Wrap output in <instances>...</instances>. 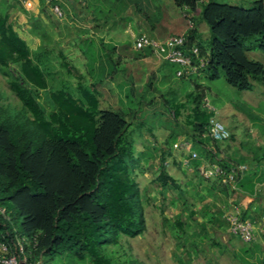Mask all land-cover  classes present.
Masks as SVG:
<instances>
[{
	"label": "trees",
	"instance_id": "16d2710c",
	"mask_svg": "<svg viewBox=\"0 0 264 264\" xmlns=\"http://www.w3.org/2000/svg\"><path fill=\"white\" fill-rule=\"evenodd\" d=\"M74 1L73 17L89 25L84 35L79 30L68 35V43L86 60V72L78 76L75 92L65 83L53 84L55 61L67 75H74V65L59 38L64 35L56 31V25L54 27L52 8L55 5L61 8L60 0H39L40 14L29 18L31 32L20 31L11 21L10 8L16 4L14 1L0 3V72L7 77L10 90L21 104L20 109L11 110L3 103L0 90V207L7 215V218L0 215V242L9 244L25 238L26 253L20 258H26V264H37V261L55 264L57 254H74L84 264H145L125 251L107 249L112 246L122 249L124 237L134 238L147 231V198L136 170L144 172L143 161L152 155L148 151L135 152L131 129L138 108L132 100L125 104L113 86L119 69L112 67L106 73L99 66L100 72L95 70L97 61L112 60L118 47L110 46L103 38L98 42L91 34L99 24H108L114 11L120 14L124 9L125 12L127 6L141 0H128L129 3L124 0ZM174 2L187 8L195 23V27L189 29V19L185 16V31L175 35L186 34L185 51L192 53V48L198 47L200 57L207 62L199 74L180 77L190 80V91L187 101L174 108L177 120L189 105L190 129L185 134L198 153V158L192 162L193 173L199 177L198 184L194 185L192 180L187 184L194 185L200 201L191 204L193 208L186 217L205 231L207 227L226 228L229 224L223 217L224 208L209 196L220 193L227 202L241 190L253 195L257 183L264 182V171L260 169L264 156L259 155V145L248 149L252 156L247 168L237 174L238 191L223 181V176L241 166L236 154L225 155L235 134L231 132L230 139L223 142L211 137L208 121L213 114L205 106L209 87L199 77L205 74L209 79H216L222 70L226 81L241 90L253 89V80L264 81L263 63L248 57L251 46L244 42L258 37L256 47L264 52V1H255L254 7L249 9L216 0ZM199 4H202V18L210 28L207 45L200 41L196 27L194 13ZM137 51L141 59L146 52L151 58H157L149 50ZM122 60L123 56L119 55L114 65ZM156 80L155 70L144 79L131 76L127 96L134 98L138 88L144 85L140 102L147 101L145 91L153 90ZM101 99L107 103V108H101ZM155 130L151 127L149 131L154 137ZM179 133L172 131L163 146L153 147L156 155L152 157L158 159L155 181L164 189H175L185 197L187 190L165 165L170 158L178 164L173 145L180 139ZM204 163L218 165L226 175L204 177L199 169ZM149 167L155 168L153 164ZM200 185H205L206 194L200 192ZM261 193L264 201V191ZM257 209L259 215L253 216L245 209L242 218L258 223L264 208L258 206ZM191 225L177 218L174 226L178 237L183 239ZM231 235L241 242L240 245L233 243V249L238 245L252 253L264 250L260 236L245 242ZM243 263L250 264L246 260ZM260 264H264V260Z\"/></svg>",
	"mask_w": 264,
	"mask_h": 264
},
{
	"label": "rangeland",
	"instance_id": "374dc122",
	"mask_svg": "<svg viewBox=\"0 0 264 264\" xmlns=\"http://www.w3.org/2000/svg\"><path fill=\"white\" fill-rule=\"evenodd\" d=\"M2 1L0 0V3ZM4 1L15 2V0ZM216 1L249 9L254 7L255 1L260 0ZM75 2L74 0H60L62 16L52 10L54 22L56 23L54 27L56 25V31L63 33L64 36L59 38L63 42L62 45L66 53H68L70 63L74 65V75L69 76L59 68L55 61L53 84L59 86L65 83L74 92L79 80L78 76L86 72V60L77 48L68 43L70 39L68 35L75 30H79L84 35L89 30L86 26L82 27L83 25L81 24L83 23L81 20H78L75 16L73 17ZM124 2L129 3L128 0H124ZM15 3L10 8L11 21L16 23L20 31L31 32L29 18L35 14V9L27 8L23 0ZM181 8L183 7L176 5L174 0H141L138 4L134 2L132 5L127 6L125 12H123L124 9H121L120 14L114 11L110 20L111 24H106V29L101 31L105 42L110 46H117L118 50L112 55V60L105 58L98 60L95 70L98 71L101 67L108 73L112 67L119 69L113 86L120 94L119 97L123 98L125 104L132 100L138 108L137 113L132 118L133 126L131 129L133 131L132 137L135 141L136 153L148 151L152 156L156 155L153 147L159 148L163 146V142L172 131L180 132V137L185 135L187 131L186 128L184 129L186 126V113L185 115L182 114L178 119L179 125L171 113L175 108L174 103H177L181 97L179 92L182 94L181 98H184L183 95H187L190 91V80L178 77L176 75V66L163 60L158 62L150 60L151 55L148 52L145 55L150 58L149 60L139 58V52L134 49L131 36L125 29L131 25L130 27L136 33H139V26L145 35L159 39L161 37L159 32L166 31V33H170L169 26L172 20L182 24L187 21L186 14H182ZM197 10L196 19L200 27H202L200 41L207 45L210 40V28L202 18V4H199ZM73 27L75 28L72 31ZM96 33L97 31L93 33L94 39L99 42V38L95 37ZM257 38L251 37L244 41L247 46H251L247 54L249 58L258 60L264 65V52L256 47L255 39ZM119 55L123 56V60L115 66L114 63L118 62ZM155 69L159 71V78L156 80L153 90L145 91L147 101L142 99L140 102L144 93V88H142L144 85L138 88V93L134 98L127 96L129 94L131 76L137 75L139 78L144 79L145 76ZM205 76V74L201 75L199 80L209 87L207 96L217 109L218 118L227 125L230 131L232 130L236 134L238 142L235 144L231 142V147L229 148L231 155H235L233 149L239 150L240 142H244L246 146L260 145L259 147L263 148L264 142L261 145V141L262 138L264 140V81L253 80V89L241 90L226 81L222 70H220V76L216 79H209ZM139 85H141L140 82ZM0 90L3 94V103L6 106L13 111L21 108L20 101L9 88L7 77L1 72ZM178 90L179 92H177ZM166 100L169 102L167 103ZM150 101L154 102L150 104ZM101 102V108H107V103L102 99ZM141 123H144V125ZM151 127L156 129L155 137L149 133ZM244 152L246 151L244 150ZM248 153H250L249 150ZM180 155V151H175L176 160H179ZM152 156H147L143 161L144 172L139 169L136 170V176L147 198V203L145 204L147 231L134 238L124 237L122 249L112 246L107 248L108 251L117 250L118 253L125 251L127 252L126 254L140 259L145 264H244V260L250 264H260L264 260V250L261 253L257 251L252 253L246 251V247L238 246L241 243L240 240L237 238L233 239L234 237H232L228 227L221 229L218 227H216L217 229L207 227L205 231L202 226H194L195 221L188 220L186 215L193 208L191 204L200 201L196 189L193 187L198 184L199 177H195L193 169L189 170L181 167L173 163L172 159H169L167 165L169 173L182 184L183 189H186L188 193L185 197H182L175 189H164L155 181L158 175V169L156 168L158 159ZM238 157H241L238 158V161L247 164L243 155ZM150 164L155 166L153 170L150 169ZM190 180L193 181L194 185L187 184ZM241 191L239 193H242ZM200 192L207 193L205 185L200 187ZM209 197L222 208L229 206V201L232 202V200L237 199L234 197L226 202L220 193ZM177 218H181L185 224L190 223L193 225L189 228L187 227L186 236L183 239L178 237V231L174 226ZM260 238V244L264 249V238ZM233 243L238 244L236 249H233ZM179 258L182 259V262ZM54 263L84 264V262L78 261L74 254H57ZM86 264L91 263L87 262Z\"/></svg>",
	"mask_w": 264,
	"mask_h": 264
},
{
	"label": "built area",
	"instance_id": "2783aa9c",
	"mask_svg": "<svg viewBox=\"0 0 264 264\" xmlns=\"http://www.w3.org/2000/svg\"><path fill=\"white\" fill-rule=\"evenodd\" d=\"M51 2L53 0H46ZM25 6L32 9L34 6L33 0H24ZM52 10L62 16V11L59 5H55ZM189 19V29L195 27L194 21L191 19V14L185 15ZM186 34L171 35L166 39H156L147 35L139 36L134 39L133 47L137 50H150L159 60L166 61L177 66L176 75L192 76L199 74L202 68L205 67L206 61L200 57L198 47L192 48V53L185 51ZM206 108L213 114L208 121V129L210 135L216 141H226L231 137V131L224 122L217 117V109L213 106L208 98L205 100ZM175 148L190 152V157H183L181 163L185 167H189L191 161L198 157L196 151L192 149V143L189 140H184L175 144ZM245 170V166L234 167L227 175L218 165L205 163L200 167L201 174L206 178H211L215 174H223V181L231 186L235 191H238L237 174ZM0 215L7 218L6 210L0 207ZM224 219L228 222V230L231 234L239 236L245 242H252L264 233V223L259 221L254 222L250 219L242 218V207L237 201H232L229 206L224 208ZM25 238L11 241L9 244L0 242V264H26V258H20L26 253ZM37 261V264H40Z\"/></svg>",
	"mask_w": 264,
	"mask_h": 264
},
{
	"label": "crops",
	"instance_id": "0c3cea01",
	"mask_svg": "<svg viewBox=\"0 0 264 264\" xmlns=\"http://www.w3.org/2000/svg\"><path fill=\"white\" fill-rule=\"evenodd\" d=\"M34 1V6H33V8L32 9H35L34 11H35V14H33L32 16H38L39 14H40V5H39V0H33ZM181 10H182V14H186V13H189L188 12V9L187 8H181ZM197 13H198V10L194 13V15H195V17L197 16ZM111 20V19H110ZM175 20H172V23H170L171 25L169 26L170 27V33H166V31H161V32H159L160 33V38L159 39H165V38H167V37H169L170 35H175V34H178V33H183L184 31H185V29H186V22L187 21H184L183 22V24L182 23H177V22H174ZM108 24H111L110 22H108ZM78 25V24H77ZM81 25H83L82 27L84 28L85 26L88 28L89 27V25L88 24H81ZM93 24H91V26H92ZM131 25H129V27L127 28V29H125L126 30V32H128V34H130V36H131V39H132V41L134 42V39L136 38V37H139V36H143V35H145L144 33H142V31H141V28L138 26V28H139V33H136L131 27H130ZM196 27H197V30H198V33L199 34H201V28L202 27H200V25H199V22L197 21V19H196ZM103 29H106V24H99V26L97 27V29L96 30H92L91 31V34H92V36L94 37V35H93V33H95L96 31H97V33H96V36L95 37H97V38H102L103 37V35H101L102 33H101V31H103ZM163 32V33H162ZM34 38H36V36H33ZM104 39V38H103ZM133 45V44H132ZM143 60H149L150 58H147V56H145L144 58H142ZM150 60H152V61H154V62H158V61H162V60H159L158 58H151ZM167 63V62H166ZM155 71H156V73H157V79L159 78V75H158V70H156L155 69ZM201 75H203V74H201ZM179 89V88H178ZM177 92H179V90L177 91ZM181 95V97H182V94L179 92V96ZM161 96V95H160ZM163 96V95H162ZM184 96V98H181L180 97V99H178V102L176 103H174V106H175V108H177V106L178 105H180L181 103H185L186 101H187V99H186V94L185 95H183ZM163 98V97H162ZM151 100H153V99H151ZM154 101H150V104L151 103H153ZM166 102L168 103L169 101H167L166 100ZM185 113H186V121H185V127H184V129L186 128L187 130H189L188 128H189V123H190V117H191V110H190V107H189V105H187L185 108H184V110H182V112H181V114H180V116L182 115V114H184L185 115ZM172 117H175L176 116V111H174V109H173V111H172ZM180 118V117H179ZM221 120V119H220ZM177 121V124L179 125V122H178V119L176 120ZM222 121V120H221ZM232 131V130H231ZM232 133L233 134H235L233 131H232ZM187 135L185 134L184 136H181L180 137V139L177 141V142H180V141H182V140H185L187 137H186ZM186 137V138H185ZM184 138V139H183ZM238 141H237V138H236V134H235V140L232 142V143H237ZM263 142H264V140H263V138H262V141H261V145L263 144ZM230 144H231V142H230ZM260 146V145H259ZM224 147H226V146H224ZM231 147V146H230ZM229 147V148H230ZM229 148H227V150L225 151V155H231V151L229 150ZM239 150L237 149H233L235 152V154H236V156L238 157V156H244L243 158H244V160H245V162L247 163V161H248V159L252 156V153H248V149L250 148V146H246V145H244V142H240L239 143ZM244 150L246 151V152H244ZM174 152V156H175V151H173ZM259 152V155H263L264 156V146H263V148L261 147V150L260 151H258ZM238 158H241V157H238ZM174 159H176L175 157H174ZM247 159V160H246ZM172 160H173V158H172ZM177 162V161H176ZM239 162V164L240 165H245L246 166V168H247V165H248V163L247 164H245V163H242V162H240V161H238ZM173 163H174V161H173ZM260 169H262L263 171H264V161H262L261 162V164H260ZM263 188H264V182H258L257 183V186H256V191H255V193L253 194V195H250L247 191H243L242 193H239V195H236L235 196V198H237V199H235V200H232V201H237V202H239L240 204H241V207H242V211H244L245 209H248L249 211H250V213H251V215H253V216H255V215H259V214H257V212L259 211V209H257V207L258 206H260L261 208H264V201H263V193H261V192H263L264 190H263ZM234 198V197H233ZM258 210V211H257ZM259 221H261V222H263L264 223V213H263V215L259 218ZM263 236H264V233L262 234ZM262 235H260V237L262 236ZM263 236H262V238H263Z\"/></svg>",
	"mask_w": 264,
	"mask_h": 264
},
{
	"label": "clouds",
	"instance_id": "9594fccd",
	"mask_svg": "<svg viewBox=\"0 0 264 264\" xmlns=\"http://www.w3.org/2000/svg\"><path fill=\"white\" fill-rule=\"evenodd\" d=\"M217 117H218V116H217ZM218 119H219V118H218ZM222 122H223V121H222ZM229 130H230V129H229ZM185 140H189V141H191L190 139H185ZM182 141H184V140H182ZM180 142H181V141H180ZM177 143H179V142H177ZM191 143H192V149L194 150L193 142L191 141ZM173 146H174V150H173V151H180V150H178V149L175 148V144H174ZM194 151H195V150H194ZM180 152H181L180 158H179V160H176L177 163H178L177 165L180 164L179 166L184 167V168H187V169H189V170H190V169H193V167H192V162H193L194 160L191 161V164H190L189 167H185V166H183L182 163H181V159H182L183 157H190V156H191V153H190V152H183V151H180ZM197 154H198V153H197ZM197 158H198V157H197ZM197 158H196V159H197ZM170 159H172V158H170ZM168 160H169V159H167L166 162H165V165H166V166H167L168 163H169ZM172 162H173V160H172ZM175 164H176V163H175ZM204 164H205V163H204ZM204 164H202V165H204ZM202 165H201V166H202ZM201 166H200V167H201ZM200 167H199V169H200ZM167 168H168V166H167ZM263 190H264V188H263ZM250 220H251V219H250Z\"/></svg>",
	"mask_w": 264,
	"mask_h": 264
},
{
	"label": "water",
	"instance_id": "95a60500",
	"mask_svg": "<svg viewBox=\"0 0 264 264\" xmlns=\"http://www.w3.org/2000/svg\"><path fill=\"white\" fill-rule=\"evenodd\" d=\"M21 264H25L24 262H22Z\"/></svg>",
	"mask_w": 264,
	"mask_h": 264
}]
</instances>
